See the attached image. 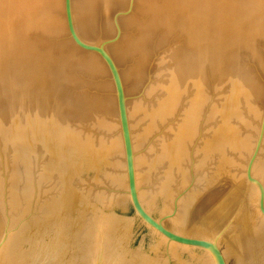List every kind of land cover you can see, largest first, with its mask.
Here are the masks:
<instances>
[{"label":"water","instance_id":"water-1","mask_svg":"<svg viewBox=\"0 0 264 264\" xmlns=\"http://www.w3.org/2000/svg\"><path fill=\"white\" fill-rule=\"evenodd\" d=\"M0 264H264V0H0Z\"/></svg>","mask_w":264,"mask_h":264}]
</instances>
